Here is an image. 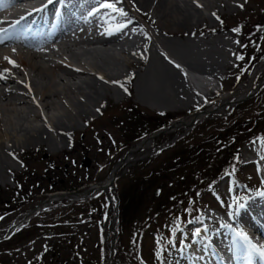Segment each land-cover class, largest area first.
<instances>
[{
	"label": "rangeland",
	"instance_id": "374dc122",
	"mask_svg": "<svg viewBox=\"0 0 264 264\" xmlns=\"http://www.w3.org/2000/svg\"><path fill=\"white\" fill-rule=\"evenodd\" d=\"M197 2H199V6L207 19L204 22L207 30L200 29L197 37L200 43L203 42L206 46L210 43V46L218 50V53L221 54V61L227 65V68H215L214 74H217V77L214 74L198 69L191 70L175 57L176 52L174 50L176 48L173 49L175 46H172V43L170 44L169 42V40H173V37L170 38L166 35H158L157 33L152 34L151 38L153 40H151L156 50L154 55L158 58L162 56L168 66L174 70L177 69L182 76L184 84L183 87L179 88L178 92L180 95H185L180 98L175 97V88L169 86H160V90H158V86L151 85L144 87L142 90V87L140 88L139 85L131 84V87L127 88L125 84L127 81L124 80L122 83L123 87L117 90L111 89L106 98L98 99L95 104L96 106L89 105L86 108L87 110L78 113V98H81L79 93L88 89L87 81L91 80L90 77L92 75L86 77L72 76L61 69H57L56 73L64 80L61 81L57 78L55 85H51L50 93L52 95L48 105L31 98L26 102L21 101L23 96L19 88L15 94H9V92L3 89L6 94L4 97L0 95V140L3 142L2 146H0V158L5 157L7 164L4 170L0 167V188L5 191L3 195L12 194V191H14L13 195H15L16 191L12 190L14 188L20 191V186L16 183L18 177L26 180L27 174L30 175V172L34 169L36 170L34 172H40L45 166L43 164L44 161L40 159L45 154L51 157H59L65 154L68 155L69 153L72 160L76 159V164L82 163L81 167L75 165L77 170L80 169L76 177L78 176V178L84 180L85 174H87V180L77 185L74 189H68L69 187L64 186L67 185L66 183L60 185L61 187H58V190L50 192L36 191L38 193L32 197L20 196V198L23 197L22 199L26 200H21L16 204L10 203L6 207L2 205L0 207V238L6 235L8 226L14 221L19 220L21 226L25 227L29 224H34L35 226L52 225L61 220L70 219L76 224L74 238L77 243L75 245H77V250L80 251L79 254L83 257V264H115L113 247H110L111 238L107 235V231H109L108 225L113 217L112 213L116 206V198L113 197L114 181L106 191L98 190L95 193L93 192L94 189L89 191H85V189L90 184L95 185L107 180L110 172L115 167V163L125 157L123 163L115 170L114 178V180L117 178V187H123L128 182L132 172L130 168L136 162L148 159L153 160V163L161 155H158L159 152L170 147L179 138L184 137L195 125L206 118H223V121L220 123L214 121L212 124H215V126L219 125L218 127L226 125L228 119L224 118L228 117V108L233 105V101L251 93L256 84L260 80H264V62H260L248 76L247 73H243L239 69L236 60L239 37L236 32L234 33L231 30L238 22H252L262 10L260 8H264V0H197ZM179 3L181 5L186 4L187 0H180ZM142 23L147 29L150 28L146 22L142 21ZM181 39L180 37L174 38L176 41H181ZM194 39L195 37L191 38V40ZM69 45L73 48L75 47V50L73 49L75 52H78L80 49V51H85L84 49H86L90 52L81 53L80 55V60L86 66L90 65L96 68L95 66L101 65L100 55L96 54L93 51L94 49L88 46L80 47L75 42H71ZM62 46L64 45L59 44L55 47L57 54L47 51V59H43L42 63L47 66L52 64L53 60H58V58H60L59 60L70 58L69 60L73 63L83 65L71 58L70 53ZM261 48L264 50V41ZM114 55L120 59L119 62L123 66L126 65L127 60L134 59L133 54L130 53L124 55L116 52ZM176 64H179L181 67L177 68ZM225 64L224 66H226ZM101 69L99 72L102 73V81L109 82V84L115 87L116 84L107 78V76L114 74L108 69ZM123 69L122 72L120 70L118 73L123 75L127 68L123 67ZM187 71H194L197 72L196 74L204 78L206 77L205 79L200 77L201 81L210 79L216 81V88L212 91L208 86H205L204 81L196 82L189 77ZM28 75L29 81L31 78L30 87L32 88L36 86L41 88L45 84L51 83L48 82V79L40 76L37 71H29ZM54 90L60 93L59 98L55 96ZM153 90L155 92L158 90L156 92V94H159L158 98L162 95L164 98L156 100L157 97H155L156 94L153 93ZM200 95L204 96V99ZM185 97L188 98L187 102L180 100L185 99ZM250 97L251 95L245 98V100ZM5 98L9 102H6ZM129 103L135 105L140 110L142 109L145 113H154V116L159 115L157 119L165 121V125L161 128L169 126L172 128V125L179 122L180 119L187 118L188 120L197 112H200L201 115L193 118L192 123L189 125L175 127V129L159 133L152 139L146 140L148 133L126 147H118L122 139L121 133L104 120V112L105 114L107 111L114 114L118 113L119 108ZM259 104L260 102L245 105L237 112L236 116L239 118L253 117L259 109ZM87 112L90 113L87 114ZM161 113L164 115H161ZM61 120L70 128L67 129L68 132L64 136L60 135V132L54 126L56 121ZM261 127L257 128V133ZM41 128H46L49 131L55 140L54 144L27 142V139ZM153 132H150V134ZM1 134H6V136H2ZM81 134L83 136L79 137ZM168 135H171L170 138L164 137ZM76 137H79L80 143H83L84 147L75 142ZM257 137V135H252L240 143L239 166L235 171L221 175L212 185L200 190L198 193L190 195L193 201L191 212L185 211L186 204H183L178 212L163 213L164 215L159 216L154 222H149L140 232H128L127 229L123 231L119 246V253L122 259L126 262H131V260L138 257L144 260L146 264H183L181 242H189V237L177 232L173 238L175 240L174 246L169 244L172 225L180 223V226L187 234L188 228L191 225L187 221L201 217L206 209L210 214L220 218L221 221H225L230 208L233 209L235 206L234 200L252 195L255 197V200L258 198L264 201V197L256 196L257 191H264V159H261V156L264 155V150L261 149L259 143L255 146L251 143ZM110 142L113 146L111 150H107V144ZM138 147L140 148L136 149ZM85 148L86 152H83ZM26 152H28L29 157L27 162L30 165L27 168V163L23 159L27 156ZM128 152L131 153L128 154ZM37 156L39 159H36ZM30 168L31 170H29ZM77 180V178L74 179L76 184ZM41 186V189H45L46 187L45 184ZM230 187L233 189L232 191H229ZM80 191L85 192L84 197L78 196V198H74L75 194L73 192ZM52 193L57 195L55 197L50 196ZM106 195L110 197L109 203L106 201ZM100 197L104 198L107 206L105 224H101L95 213L93 214L94 217H91L92 220H89L90 218L86 217L85 212L86 207H88L86 202L89 200L98 201L97 199ZM32 209L35 210L25 216ZM177 217L180 218L179 221L176 220ZM255 229L252 228V234L256 237L257 241H260L262 236ZM15 230L17 231L18 229L15 228L11 233ZM39 230L40 232L38 231L37 233L21 236L11 235L8 239H2L0 241V264H37L38 254L42 251L43 245L49 242V238H46L48 233L42 229ZM6 240H9V242L4 243ZM158 240H161L159 245L157 244ZM261 241L263 242L264 240ZM158 248L163 249L159 259L156 255ZM46 263L52 264L49 260Z\"/></svg>",
	"mask_w": 264,
	"mask_h": 264
},
{
	"label": "bare ground",
	"instance_id": "6f19581e",
	"mask_svg": "<svg viewBox=\"0 0 264 264\" xmlns=\"http://www.w3.org/2000/svg\"><path fill=\"white\" fill-rule=\"evenodd\" d=\"M15 1L27 2V10H21V7L16 2H11V5L8 4L6 5L7 7L0 8V73L6 77V79H0V95L3 97L6 94L4 90L9 92V94H15L19 88L23 96L21 101L26 102L31 98L48 105L52 95L50 93L51 85H55L57 78L61 81L64 80L56 73L57 69H61L72 76H93L90 77V81H87L88 89L78 92L81 95V98H78V113L87 110L86 108L89 105L94 106L99 98H106L111 89H120L124 80L127 81L125 83L127 88H130L131 84H133L139 85L142 90L144 87L151 85L158 86V90H160V86H169L175 88V97L180 98L185 95H180L178 92L179 88L183 87L184 84L180 72L169 67L162 56L158 58L154 55L156 50L153 46L151 35L156 33L170 38L173 37V40H169V42L170 44L172 43V46H175L173 49L176 48L174 50L176 52L175 57L191 70L198 69L214 74L217 67L227 68V65L221 61V54L218 53V50L210 46V43H208V46L204 45L203 42L200 43L197 37L200 29L207 30V26H204V22L207 19L197 0H187V3L183 5L179 3L180 0H124L123 3L117 4V7L123 8L128 13L127 17L103 8L99 9L98 12H94L93 10L99 7V0H63V2L62 0H52V3H46V0ZM53 3H56L57 7H54L55 9L51 13L48 25L44 26L42 31H34L28 34L25 30L12 29V26L9 25V22L14 21L20 11H28V13L22 16L19 21L31 15L37 18L41 12L45 13L46 8ZM61 9H63V14L60 16ZM212 12L215 13L214 10ZM128 20H131V23L127 24V27L121 31H114L120 24L127 23ZM68 21H80L81 25L70 27L66 25ZM142 21L146 22L150 28L147 29ZM106 30H112L114 34L108 35ZM12 36L16 37L15 42L11 40ZM175 37L182 39L181 41H176L174 40ZM192 37H195V39L191 40ZM26 39L36 41L38 45L26 44ZM71 42L77 43L80 47L88 46L94 49L93 51L100 55L101 65L95 66L96 68L90 65L86 66L80 60V55L81 53L90 52L84 48L85 51H80V49L75 52V47L73 48L69 45ZM53 44L56 45L53 46ZM59 44H63L64 46L62 47L66 48V51L70 53V57L83 65L73 63L69 60L70 58L61 60L58 58V60H53L52 64L44 65L42 60L47 59L46 52L52 51L51 53L57 54L55 47ZM116 52L124 55L133 54L134 59L127 60L126 65L123 66L119 62L120 59L115 57L116 54L114 55V53ZM5 57L8 59H5ZM9 60L14 61L15 64L9 63ZM121 67L122 69H120ZM123 67L127 69L122 75L118 71L121 70L122 72L124 70ZM101 68L108 69L114 74L107 76V78L112 83L118 82L115 83V87L109 82L102 81V73L99 72V70H102ZM29 71H37L40 76L48 79V82L51 83L45 84L41 88L37 86V88L30 87L31 78L29 81ZM187 73L196 82H203L200 77L205 79L203 76L196 74L197 72L187 71ZM215 76L217 77V74ZM54 91L55 96L59 98L60 93L57 90ZM156 92L154 91L153 93L156 94ZM158 95V93L155 95L157 97L156 100L164 98L163 95L158 98ZM201 97L204 98V96ZM5 100L9 102L8 99L5 98ZM180 100L187 102L188 98L185 97V99ZM90 112H87V114ZM200 115L201 113L197 112L188 120L187 118L180 119L179 122H175L176 124L172 125V129L188 125L191 119ZM54 126L62 136L67 134V129H70L62 120L56 121ZM1 135L6 136V134ZM27 142L51 145L55 143V140L46 128H41L35 134H32L27 139ZM2 143V140H0V146H2ZM6 165L5 157L0 158L1 169L4 170ZM109 179L110 176L105 182L109 181ZM242 202L246 203L248 210L243 209L238 215L230 216L229 213L235 211L234 206L233 209L230 208L225 221H221L220 218L210 214L207 209L199 220H194L195 222L188 228L187 236L189 237V242H183L181 246L183 264H218L220 251H223L225 258H228L227 262L244 260L240 256L238 245L234 244L236 240L234 232L239 227H243L244 231L253 238L255 243L264 244V241H261L264 240V201L258 198L255 200L253 196H246ZM224 224H228L231 227H222ZM197 227L202 229L199 238L192 235ZM205 227H207V231H203ZM252 228H256V232H259L262 236L260 241H257L256 237L253 236ZM255 259L257 258H253V260ZM244 262L246 261L244 260Z\"/></svg>",
	"mask_w": 264,
	"mask_h": 264
},
{
	"label": "trees",
	"instance_id": "16d2710c",
	"mask_svg": "<svg viewBox=\"0 0 264 264\" xmlns=\"http://www.w3.org/2000/svg\"><path fill=\"white\" fill-rule=\"evenodd\" d=\"M262 9V10H261ZM252 22H238L233 29L239 28L236 32L239 37V48L236 54L239 69L243 73L250 72L260 63L264 62V50L261 48L264 41V8ZM235 33V31H234ZM242 56L243 59L237 57ZM260 77V76H259ZM258 77V78H259ZM260 102L259 109L253 117L239 118L237 112L245 105ZM107 111V110H106ZM228 119L226 125L212 124L214 121L220 123L223 118H206L195 125L186 135L179 138L170 147L158 153L161 154L154 162L143 160L136 162L130 169L131 174L128 182L123 187H117V178L114 180V196L116 198L115 239L112 243L115 264H146L138 257L126 262L119 253L121 236L126 229L128 232H140L149 222H154L163 213L178 212L180 207L186 204L188 212L192 211L193 201L190 198L192 193L210 186L218 177L235 171L239 166V145L246 138L257 135L264 137V84L258 91L244 102H238L228 108ZM161 115H164L161 113ZM159 115L145 113L133 104H127L119 108L118 113L104 112V120L114 126L121 133V141L118 147H126L138 138L161 128L165 121L157 119ZM102 118V119H103ZM262 126L257 133V128ZM81 134L79 137H82ZM171 135L164 136L170 138ZM79 137L75 142L81 147ZM162 138V137H159ZM112 143L107 144V150H111ZM83 149V148H82ZM86 152V148L83 150ZM164 153V154H163ZM24 161L26 168L28 164V152ZM36 159H39L37 156ZM44 161V167L40 172L35 169L27 174L26 180L18 177L16 183L20 186V191L16 188V194H5L0 188V207L10 203H18L23 197L34 196L39 191L50 192L58 190L60 185L67 183L68 189H74L77 185L87 180L76 177L79 170L75 165L76 159L65 154L59 157H51L45 154L40 159ZM84 165V164H83ZM138 167V168H137ZM31 170V168L29 169ZM77 178V184L74 179ZM46 185L41 189V185ZM38 191V192H36ZM19 192V193H18ZM20 196H23L20 198ZM98 201L89 200L86 202V217H96L101 224L106 222L107 206L103 197ZM99 203V204H97ZM164 215V214H163ZM29 224L19 228L12 235L21 236L29 233L40 232L39 229L46 231L49 242L43 245L42 251L37 256V264H83V257L77 250V243L74 238L75 222L61 220L52 225ZM105 232V230H104ZM109 238L112 234L107 231ZM53 237V238H52ZM19 239V238H18ZM9 240L4 241V243ZM135 261V262H132Z\"/></svg>",
	"mask_w": 264,
	"mask_h": 264
},
{
	"label": "snow or ice",
	"instance_id": "6c2138e0",
	"mask_svg": "<svg viewBox=\"0 0 264 264\" xmlns=\"http://www.w3.org/2000/svg\"><path fill=\"white\" fill-rule=\"evenodd\" d=\"M62 2H63V0H62ZM123 2H124V0H99V7L95 8L93 11L98 12L99 9H101V8L109 9V10H111V12H115V13H118L120 16L127 17L128 13L126 11H124L123 8L117 7V4L123 3ZM49 3H52V0H49ZM241 7H243V5H241ZM129 23H131V20H128L127 23L120 24L119 27L116 28L114 31L123 30V28L127 27V24H129ZM114 31L106 30V34L112 35V34H114ZM233 31L239 32L240 29L235 28V29H233ZM237 43H239V41H237ZM237 58L243 59L242 56H239ZM5 59H8V58L5 57ZM9 63L15 64V62L11 61V60H9ZM175 66L177 68L181 67L179 64H176ZM4 71H7V70H4ZM0 79H6V77L2 73H0ZM101 79H103V78L101 77ZM114 83H118V82H114ZM121 87H123V85H121ZM125 91H127V89H125ZM251 143L254 146L257 143H259L261 146V149L264 150V137H257L256 139L251 141ZM236 159H239V157L237 156ZM261 159H264V155L261 156ZM232 190L233 189L230 187L229 191H232ZM256 196L264 197V191H257ZM242 199L243 198H239V199L233 201V203L235 205V211L230 212L229 213L230 216L231 215H238L241 210H243L247 207L246 203L241 202ZM185 211H188V210L186 209ZM179 219H180L179 217L176 218L177 221H179ZM199 219H200V217L195 218V220H199ZM194 222H195L194 220H188L187 221V223H189V224H192ZM222 227L230 228L231 226L228 224H224V225H222ZM201 231H202V229L197 227V228H195L192 235L196 238H199ZM203 231H207V227H205L203 229ZM177 232H180L182 235H187L184 232L183 228L180 226V223H176V224L172 225L171 226V237L169 238L168 242H169V244H172L173 246L175 244V240L173 238L176 236ZM234 236L236 238V240L234 241V244L238 245L240 256L246 261V264H253V258H258L259 261L261 262V264H264V244L255 243L253 238L250 237L247 234V232L244 231L243 227L237 228L234 232ZM160 243H161V240H158L157 244L159 245ZM181 243L183 245V241ZM184 246H186V245H184ZM162 251H163V249H160V248L157 249L156 255H157L158 259L161 257Z\"/></svg>",
	"mask_w": 264,
	"mask_h": 264
},
{
	"label": "water",
	"instance_id": "95a60500",
	"mask_svg": "<svg viewBox=\"0 0 264 264\" xmlns=\"http://www.w3.org/2000/svg\"><path fill=\"white\" fill-rule=\"evenodd\" d=\"M263 83H264V80H260V81L256 84L254 90H253L251 93L245 95V97H243V98H241V99H238V100H236V101H234V102H238V101L244 100V99L247 98L248 96L254 94V93L259 89V87H260ZM168 130H169V128H167V129H163V130H159V131H157V132H155V133H152L151 135H148V136H147L146 140H148V139L150 140L152 137L156 136L157 134L162 133V132H165V131H168ZM136 149H137V148H136ZM129 153H131V152H128V154H129ZM124 159H125V157L121 158L120 160H118V161L115 163V167H114V169H113V170L111 171V173H110V174H111V177H110L109 181L104 182V183L101 182V183H99V184L93 186L92 188H94V189H101V190L105 191L107 187L111 186V185H112V181H113V179H114V177H115V170L117 169V167H118L120 164L123 163ZM106 199L109 200V199H108V195L106 196ZM35 209H36V208H35ZM35 209H32V210H30L29 212L31 213V212H33ZM113 223H114V218L110 221V224H109V229H110V231H111V232L113 233V235H114ZM15 226H16V224H13V225L9 226L8 231H10L11 229H13ZM113 240H114V236H113L112 239H111V243H112Z\"/></svg>",
	"mask_w": 264,
	"mask_h": 264
}]
</instances>
